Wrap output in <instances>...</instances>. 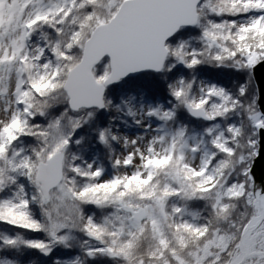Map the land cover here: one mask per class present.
Wrapping results in <instances>:
<instances>
[{
  "label": "snow or ice",
  "instance_id": "obj_1",
  "mask_svg": "<svg viewBox=\"0 0 264 264\" xmlns=\"http://www.w3.org/2000/svg\"><path fill=\"white\" fill-rule=\"evenodd\" d=\"M258 64L264 0H0V264H264Z\"/></svg>",
  "mask_w": 264,
  "mask_h": 264
},
{
  "label": "water",
  "instance_id": "obj_2",
  "mask_svg": "<svg viewBox=\"0 0 264 264\" xmlns=\"http://www.w3.org/2000/svg\"><path fill=\"white\" fill-rule=\"evenodd\" d=\"M252 77L254 79L258 95L264 99V64H258L253 70ZM255 174L260 177L264 176V152L257 157L254 167Z\"/></svg>",
  "mask_w": 264,
  "mask_h": 264
},
{
  "label": "trees",
  "instance_id": "obj_3",
  "mask_svg": "<svg viewBox=\"0 0 264 264\" xmlns=\"http://www.w3.org/2000/svg\"><path fill=\"white\" fill-rule=\"evenodd\" d=\"M211 74V73H210ZM226 79V78H225ZM252 86L257 90V88H256V85H255V82H254V79L252 78ZM57 254H59V256H62L63 255V253L62 252H59V253H57ZM53 258H55V257H53ZM36 259H39V260H42V261H45V262H48V260H47V258H44V257H37ZM49 262H51V261H49Z\"/></svg>",
  "mask_w": 264,
  "mask_h": 264
},
{
  "label": "rangeland",
  "instance_id": "obj_4",
  "mask_svg": "<svg viewBox=\"0 0 264 264\" xmlns=\"http://www.w3.org/2000/svg\"><path fill=\"white\" fill-rule=\"evenodd\" d=\"M58 253H59V252H58ZM57 256H59V254H57ZM55 258H56V257H55ZM55 258H53V259H55ZM46 264H51V262L48 261V262H46Z\"/></svg>",
  "mask_w": 264,
  "mask_h": 264
}]
</instances>
